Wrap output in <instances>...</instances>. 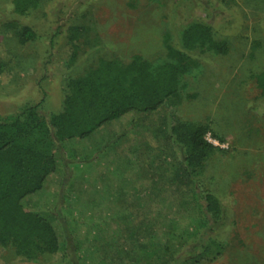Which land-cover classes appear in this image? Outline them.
<instances>
[{
    "label": "rangeland",
    "instance_id": "obj_1",
    "mask_svg": "<svg viewBox=\"0 0 264 264\" xmlns=\"http://www.w3.org/2000/svg\"><path fill=\"white\" fill-rule=\"evenodd\" d=\"M10 22L32 28L37 38L20 44L15 31L5 28ZM193 24L210 27L229 47L226 55L199 48L188 52L194 65L181 79L177 114L183 121L210 128L207 139L215 143L216 151L205 164L202 189L220 199L225 213L223 224L212 225L201 236L218 240L222 253L200 264H264V95L255 78L264 72V0H42L25 16L14 13L11 0H0V121L43 98L46 114L59 112L68 80L83 76L101 58L129 61L138 56L155 65L171 61L169 48L183 51V32ZM73 28L80 29L74 43ZM74 44L77 58L70 62ZM129 121L115 126L123 132L120 140L112 133L95 152L100 163L96 191L112 203L108 216H129L138 224L145 214L143 202L120 190L114 172L127 159L116 151L126 140ZM149 138L148 133L132 131L125 148L144 147ZM57 155L61 173L53 177L54 187L47 184L46 193L33 195L32 207L42 211L54 205L64 249L41 259L51 264H92L89 258L106 256L102 249L106 243L88 239L86 230L72 234L69 208L91 200L82 195V202L76 194L79 189L71 191V184L77 175L82 182L85 174H79L94 168L79 171L80 161L68 159L60 148ZM86 208L95 228L105 213ZM151 209L157 213L163 208ZM76 246L88 253L95 246L101 253L81 256ZM192 248L186 247L176 264H189ZM0 258L7 264L13 258L24 260L11 248L3 249Z\"/></svg>",
    "mask_w": 264,
    "mask_h": 264
},
{
    "label": "trees",
    "instance_id": "obj_2",
    "mask_svg": "<svg viewBox=\"0 0 264 264\" xmlns=\"http://www.w3.org/2000/svg\"><path fill=\"white\" fill-rule=\"evenodd\" d=\"M11 1L18 16L29 14L42 2ZM5 28L15 31L22 45L37 38L32 28L16 22L5 24ZM71 31L74 43L80 29ZM182 41L184 50L169 48L172 60L160 65L138 56L129 61L101 58L83 76L68 80L59 112L46 114L43 98L23 107L13 118L0 121V252L11 248L17 257L35 261L63 251L54 205L42 211L32 207L33 195L46 193L47 184L54 187L53 177L61 173L60 148L65 157L81 162L79 171L89 169V165L94 168L79 174H85L82 182L77 175L71 184V191L79 189L76 194L80 199L87 195L91 200L69 208L72 234L86 230L88 239L106 243L102 248L106 256L89 258L92 264H176L190 245L194 252L189 264L211 262L221 255L223 246L218 240L201 237L225 219L220 199L203 191L201 183L205 164L216 146L207 139V125L183 121L177 111L181 79L194 65L188 52L199 48L226 55L229 47L203 24L189 26ZM77 50L74 44L70 62L76 60ZM255 78L264 95V72ZM126 118H131L129 131L124 132L126 140L132 131L151 135L144 147L125 148V140L116 151L127 158L114 169L120 190L136 194L143 202L145 214L138 224L129 216H108L112 203L96 191L100 163L94 159L95 152L112 133L120 140L123 132L115 126ZM154 205L163 209L156 213L151 209ZM84 206L105 213L95 228ZM76 247L81 256L101 253L95 246L90 253Z\"/></svg>",
    "mask_w": 264,
    "mask_h": 264
},
{
    "label": "crops",
    "instance_id": "obj_3",
    "mask_svg": "<svg viewBox=\"0 0 264 264\" xmlns=\"http://www.w3.org/2000/svg\"><path fill=\"white\" fill-rule=\"evenodd\" d=\"M54 255V254H53ZM51 256V255H50ZM54 257V256H52ZM7 264L4 258H0V264ZM10 264H51L46 259H38L35 261H28V260H22V259H15L13 258Z\"/></svg>",
    "mask_w": 264,
    "mask_h": 264
},
{
    "label": "built area",
    "instance_id": "obj_4",
    "mask_svg": "<svg viewBox=\"0 0 264 264\" xmlns=\"http://www.w3.org/2000/svg\"><path fill=\"white\" fill-rule=\"evenodd\" d=\"M210 141V140H209ZM211 142V141H210ZM212 144H214L215 145V143L214 142H211Z\"/></svg>",
    "mask_w": 264,
    "mask_h": 264
}]
</instances>
